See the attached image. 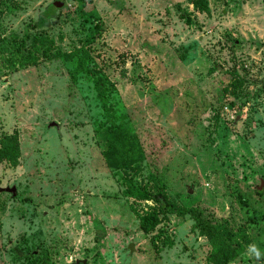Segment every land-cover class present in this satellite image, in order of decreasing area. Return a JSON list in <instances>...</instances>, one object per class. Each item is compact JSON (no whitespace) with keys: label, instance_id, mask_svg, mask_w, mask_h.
Returning a JSON list of instances; mask_svg holds the SVG:
<instances>
[{"label":"rangeland","instance_id":"374dc122","mask_svg":"<svg viewBox=\"0 0 264 264\" xmlns=\"http://www.w3.org/2000/svg\"><path fill=\"white\" fill-rule=\"evenodd\" d=\"M55 1L0 0V139L20 149L16 167L0 159V264H207L193 213L139 229L157 204L123 195L102 157L93 77L73 82L65 55L89 47L88 67L113 83L110 104L145 155L137 180L155 175L177 208L236 229L264 215L262 0H206V12L192 0ZM89 15L103 23L90 43ZM38 34L52 56L12 68L13 45L29 51ZM247 236L229 264H264V219Z\"/></svg>","mask_w":264,"mask_h":264},{"label":"trees","instance_id":"16d2710c","mask_svg":"<svg viewBox=\"0 0 264 264\" xmlns=\"http://www.w3.org/2000/svg\"><path fill=\"white\" fill-rule=\"evenodd\" d=\"M192 5L200 12L208 11L206 0H192ZM50 9V8H49ZM46 17L49 14H45ZM88 22L91 24L90 32L86 35V41H96L102 33L103 23L100 18L89 15ZM54 40L44 36L35 35L29 47L25 49V41L13 45V57L11 66L24 67L37 62L35 54L41 53L44 57H51ZM22 48V49H21ZM55 55V54H54ZM67 59L76 58L69 76L76 82L80 74L93 77L96 98L105 117L104 122L99 124V129L105 134V149L102 157L123 186V195L134 199V201H152L157 206L150 207L143 214H138L139 229L147 234L153 231L165 219L167 213H193L195 222L192 226L199 236L207 238L209 250L207 253V264H229L235 260L243 251V243L247 241V231L257 221L264 219V215H250L245 225L234 229L228 221L218 219H202L197 210L180 209L168 200L164 184L155 176L150 174L148 182L142 184L137 176L142 171V163L145 160L144 151L136 134L131 133L124 127V117L114 110L110 104L111 93L115 91L113 83L105 75L98 71L90 70L88 65L93 58L89 47L82 46L65 55ZM242 80L235 81L240 86ZM238 86H234V89ZM20 155L19 143L16 135L4 136L0 139V159L6 160L11 167H16ZM151 183V184H150ZM243 201V200H241ZM162 215V216H160Z\"/></svg>","mask_w":264,"mask_h":264},{"label":"water","instance_id":"95a60500","mask_svg":"<svg viewBox=\"0 0 264 264\" xmlns=\"http://www.w3.org/2000/svg\"><path fill=\"white\" fill-rule=\"evenodd\" d=\"M262 2H263V5H264V0H262ZM62 4H63V0H57V1H55V5H56L57 7L62 6ZM50 125H51V126H55V123H54V122H51ZM6 191H7V192H10V193L12 194V196H15V195H16V190H15L14 187H12V188H6ZM188 193H189V194L192 193V189H188ZM129 250H130V251L133 250L132 245L129 246ZM76 264H79V262H76ZM83 264H85V261H83Z\"/></svg>","mask_w":264,"mask_h":264}]
</instances>
